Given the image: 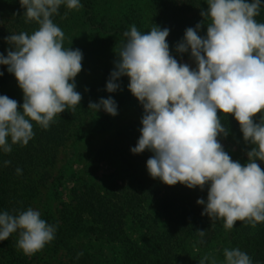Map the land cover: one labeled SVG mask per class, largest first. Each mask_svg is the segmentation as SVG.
I'll list each match as a JSON object with an SVG mask.
<instances>
[{
	"label": "clouds",
	"instance_id": "1",
	"mask_svg": "<svg viewBox=\"0 0 264 264\" xmlns=\"http://www.w3.org/2000/svg\"><path fill=\"white\" fill-rule=\"evenodd\" d=\"M26 22H36L32 34L21 32L6 37L7 56L0 54V65L16 78L23 92V104L0 95V149L26 146L33 138V123L48 129L55 117L75 110L82 95L76 91L75 77L82 70L83 54L64 47L65 34L52 20L60 6L79 10L80 0H19ZM261 0H207L204 18L195 28L185 30L177 52L190 50L196 67L179 63L169 50V29L152 25L141 32L135 25L125 31L127 38L115 62L106 90L120 87L115 81L129 78L128 90L144 109L140 137L133 154L150 150L146 162L149 175L168 186L180 183L190 189L208 187L202 215L222 219L231 230L236 222L253 228L264 222V23L257 22ZM207 24V34L198 30ZM3 73L0 72V76ZM22 107V112L19 110ZM117 115L116 102L101 98L89 103ZM218 112L232 115L240 125L243 139L254 145L248 162L235 161L224 150L218 137L227 136ZM261 114L260 122L254 117ZM9 138L11 144H9ZM11 161H4L7 166ZM17 174L22 169H16ZM203 237L205 230H198ZM18 233L16 247L31 256L54 240L56 227L41 219L38 210L28 208L16 215L0 213V241ZM83 255V253H79ZM223 264H253L239 248L224 249ZM217 264L205 255L199 264Z\"/></svg>",
	"mask_w": 264,
	"mask_h": 264
},
{
	"label": "trees",
	"instance_id": "2",
	"mask_svg": "<svg viewBox=\"0 0 264 264\" xmlns=\"http://www.w3.org/2000/svg\"><path fill=\"white\" fill-rule=\"evenodd\" d=\"M80 3L79 10H69L62 4L52 20L64 22V47L79 49L83 54L82 70L88 68L87 72L97 74L101 71L103 86L115 69V58L112 61L108 48L122 47L127 40L123 33L132 25L141 32L148 28L133 3L120 2L119 7L117 0ZM261 3L255 19L264 23V0ZM207 8V0H156L153 7L160 28L169 29L167 40L174 43L183 40L187 28H195L204 21L201 11ZM24 12L19 0H0V54L7 56L9 50H15L6 37L21 32L30 35L37 30L38 24L26 22ZM208 23L205 20L198 30L200 36H206ZM171 55L181 63L178 55ZM0 72L1 88L15 76L6 65H0ZM115 82L119 84L120 79ZM0 95L18 102L23 92L18 86ZM76 108L58 114L48 129L32 122L34 136L26 146L12 145L10 153L0 149V213L16 215L31 207L34 197L50 179V168L60 149L75 132L79 116ZM218 116L228 131L226 137H218L219 141L230 144L248 162L247 153L254 145L244 141L240 125L232 115L218 112ZM260 118L261 114H257L254 121L259 123ZM140 134V129H134L124 137L117 135L107 140L91 159L89 178L72 189L71 201L62 202L55 214L44 218L56 227L53 245L56 250L65 251L68 264H199L205 250L218 255L217 264H223L225 248H239L251 257L253 264H264V222L253 228L238 221L226 230L222 219L211 220L202 215L205 205L197 204V200L207 202L208 187L190 189L180 183L168 186L153 179L146 162L154 153L131 152ZM8 142L11 144L10 138ZM4 161L11 163L5 166ZM256 162L264 170V161ZM17 168L22 169L21 174H17ZM148 204L151 210L146 207ZM198 230H205V235L200 237ZM17 240L10 236L0 241V264L33 263L32 255L17 249ZM197 244L204 247L199 253L190 247ZM79 253L83 255L78 256ZM206 264H211V260Z\"/></svg>",
	"mask_w": 264,
	"mask_h": 264
},
{
	"label": "rangeland",
	"instance_id": "3",
	"mask_svg": "<svg viewBox=\"0 0 264 264\" xmlns=\"http://www.w3.org/2000/svg\"><path fill=\"white\" fill-rule=\"evenodd\" d=\"M117 1L118 7L120 6V2L133 3L143 16L148 31L152 25L160 27L155 18L153 9L156 0ZM55 24L60 27L62 31L65 30L64 22H57ZM167 42L169 44L170 53L178 55L181 59V63H187L193 69L196 67L195 61L191 57L190 50L185 53H179L176 50L178 43L169 40H167ZM102 47L101 45V48ZM71 49L75 50L76 48ZM120 49L121 47L115 48V51L114 49L108 48V54L111 55L112 61L114 58V62L117 61V54ZM105 50L106 48L103 47V51ZM114 62L112 64H114ZM83 69L84 70L75 77L76 91L82 95L80 104L76 106L79 116L75 123V132H73L69 140L60 149L55 165L50 168V179L45 186L41 187L39 194L34 197L30 207L34 210H38L43 220L46 215L55 214L62 202L71 201L72 189L80 187L82 183L89 178L88 173L91 159L107 140L117 135L124 137L132 130L142 128L141 120L144 115V109L140 102L128 90L129 78L127 77L125 79L124 76L118 78L120 79V87L117 91L109 93L106 90V85H100L99 77L102 75L101 71L98 74L95 72V74L93 71L87 72L88 68L83 67ZM96 70H98V68ZM17 87L18 83L14 77L0 88V94L11 92L17 89ZM109 97L116 102L117 115H109L102 108L98 111L89 108L90 102L99 103L101 98L107 99ZM22 98L18 101V105L20 106L23 104ZM19 110L22 112V107ZM220 143L233 160L239 161L241 164L247 163L239 152L230 144H227L224 140H221ZM146 207L149 210L152 208L151 204H148ZM134 235L137 234L133 233V236ZM11 236L15 239L19 238L18 233H14ZM190 247L194 249L193 251H195V253H199L204 249V247L200 248L198 244L190 245ZM107 248V245H105L104 252H106ZM207 252L208 250H205L206 255H210L215 259L218 257L216 254H207ZM202 255L203 253H201V257ZM32 256L34 257L32 264H68L65 251L56 250L53 241L48 243L43 250ZM216 261L217 263L219 262L217 259Z\"/></svg>",
	"mask_w": 264,
	"mask_h": 264
}]
</instances>
